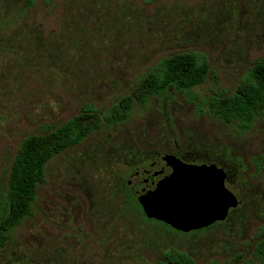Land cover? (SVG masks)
Returning <instances> with one entry per match:
<instances>
[{
  "label": "rangeland",
  "instance_id": "rangeland-1",
  "mask_svg": "<svg viewBox=\"0 0 264 264\" xmlns=\"http://www.w3.org/2000/svg\"><path fill=\"white\" fill-rule=\"evenodd\" d=\"M184 52L210 64L194 100L171 91L137 104L126 122L50 161L34 216L12 232L0 264H158L172 249L196 264H260L264 161L257 174L254 160L264 157V117L242 132L209 102L233 94L264 58V0H0V200L25 138L86 108L106 114ZM161 154L217 167L238 200L227 218L190 233L148 222L127 186Z\"/></svg>",
  "mask_w": 264,
  "mask_h": 264
},
{
  "label": "trees",
  "instance_id": "trees-1",
  "mask_svg": "<svg viewBox=\"0 0 264 264\" xmlns=\"http://www.w3.org/2000/svg\"><path fill=\"white\" fill-rule=\"evenodd\" d=\"M33 2L29 0L30 5ZM209 73V62L197 53L172 55L158 62L138 82L132 94L124 96L106 114L93 107L86 108L63 124L51 127L46 133L25 138L12 163L7 190L0 200V253L12 232L34 216L39 187L46 180V167L50 161L82 144L104 126L126 122L137 104L146 105L152 98L166 96L171 91L187 93L194 100L193 89L204 84ZM209 110L226 123L236 122L242 132L251 129L259 117H264V58L250 68L233 94H215L210 99ZM263 161V156L254 160L257 174L262 170ZM127 189L129 200L136 203L148 222H154L145 215L128 186ZM259 235L253 258L264 264V226ZM164 257L166 261L158 264H196L190 255L175 249L165 252Z\"/></svg>",
  "mask_w": 264,
  "mask_h": 264
},
{
  "label": "water",
  "instance_id": "water-1",
  "mask_svg": "<svg viewBox=\"0 0 264 264\" xmlns=\"http://www.w3.org/2000/svg\"><path fill=\"white\" fill-rule=\"evenodd\" d=\"M221 174L161 154L160 162L132 172L129 187L149 219L190 233L223 221L238 204Z\"/></svg>",
  "mask_w": 264,
  "mask_h": 264
}]
</instances>
